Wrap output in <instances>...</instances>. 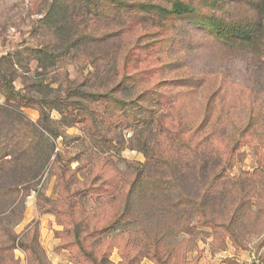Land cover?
<instances>
[{"label":"rangeland","instance_id":"rangeland-1","mask_svg":"<svg viewBox=\"0 0 264 264\" xmlns=\"http://www.w3.org/2000/svg\"><path fill=\"white\" fill-rule=\"evenodd\" d=\"M118 1L0 0V264H264V0Z\"/></svg>","mask_w":264,"mask_h":264},{"label":"trees","instance_id":"trees-1","mask_svg":"<svg viewBox=\"0 0 264 264\" xmlns=\"http://www.w3.org/2000/svg\"><path fill=\"white\" fill-rule=\"evenodd\" d=\"M156 1V0H155ZM118 2L123 3L121 6V10L122 9H126L125 8V1L119 0ZM145 4H147V6H149V10H151V13H155L157 12V10L159 11V16L161 17V14H164V17L168 18V17H173V16H184V15H190L193 12V9L190 5L185 4L184 2L180 1V0H173V2H171V7L169 9H163V7L158 4V3H154V1H148L145 2ZM214 27V26H213ZM214 30V28H213ZM215 33H220L219 31H214ZM87 36H90V34H86ZM110 34H108L107 36H109ZM126 63V62H125ZM5 90L7 92V99H9L11 101H16V100H26L25 97L19 96V95H15L13 93V86L11 83L5 81ZM20 100L18 102H20ZM43 105V108L45 106H49L50 110H54L56 109L55 106H53V103L48 101V100H41L39 102V106ZM41 107V106H40ZM42 110V109H41ZM14 112V111H13ZM41 122L43 125H45L46 122V115L44 113V111H41ZM89 114V113H88ZM91 114L92 112H90V114L87 116L89 120H91ZM18 115V114H17ZM19 118L15 119V118H8L7 120H1L0 121V128L2 124H6L10 127V129L8 130V132H15V130H18V133L21 137V145L22 146H13V148H17V149H24L25 151L27 150H31L33 148L34 145H36V143L40 140L36 137V135H34V131L33 130H29V124L28 123H24L22 120V116H18ZM8 120H10V123L8 124ZM15 129V130H14ZM17 134V132H15ZM27 136V137H26ZM177 138L179 139L180 142H182L181 140V135L177 134ZM11 140V141H10ZM8 140V138H6V140L3 141V143L0 142V156L3 154V152H6L9 150L10 145L12 144V142H14L12 139ZM185 140V139H184ZM17 145V143H16ZM49 158V157H47ZM177 167V166H176ZM182 169V171H193L194 166L190 163V162H186L184 164L181 165V167H179ZM74 236H75V241L77 242L78 246L80 247L81 251L82 249H84L83 245H82V237L79 234V232L75 231L74 232Z\"/></svg>","mask_w":264,"mask_h":264}]
</instances>
